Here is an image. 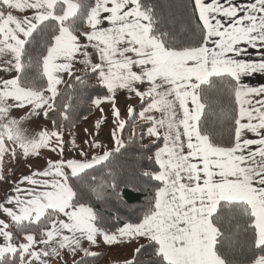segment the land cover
Instances as JSON below:
<instances>
[{"label":"snow or ice","instance_id":"6c2138e0","mask_svg":"<svg viewBox=\"0 0 264 264\" xmlns=\"http://www.w3.org/2000/svg\"><path fill=\"white\" fill-rule=\"evenodd\" d=\"M0 186V264H264V0H0Z\"/></svg>","mask_w":264,"mask_h":264},{"label":"rangeland","instance_id":"374dc122","mask_svg":"<svg viewBox=\"0 0 264 264\" xmlns=\"http://www.w3.org/2000/svg\"><path fill=\"white\" fill-rule=\"evenodd\" d=\"M123 98H120V103L123 102ZM107 105L105 106L106 108V111H107ZM100 114L98 112H93L92 115L89 116V120L86 122V123H81V125L79 126V128L76 129L77 132L80 133L81 136H83V132H82V129L85 128V127H90L91 124L93 123V121L99 116ZM26 171L24 165L22 164L18 169H17V174H19L20 172H24ZM4 187L6 186H3V189H2V192L0 193V195H3V192H4ZM103 247V246H101ZM97 251H100L101 248H98L96 249ZM104 252V251H103ZM105 253V252H104ZM120 252L116 253L117 255H119ZM115 255L114 253V256L113 254L110 256V258L105 257L104 261H103V264H113L119 260H121V258H119V256ZM126 256V255H125ZM102 260V259H101Z\"/></svg>","mask_w":264,"mask_h":264},{"label":"crops","instance_id":"0c3cea01","mask_svg":"<svg viewBox=\"0 0 264 264\" xmlns=\"http://www.w3.org/2000/svg\"><path fill=\"white\" fill-rule=\"evenodd\" d=\"M120 98H123L124 97H120ZM81 125V124H80ZM79 125V126H80ZM79 128V127H78ZM103 246V245H102ZM101 250L100 251H104L105 252V255L103 256L102 260L98 263V264H103V261L105 259V257L108 256V258H110V256L113 254L114 256V253L115 255H117L116 253L120 252L119 255V258H121V260L123 259V257H125V255L127 256L128 255V247H116V248H108L106 246H103V247H100Z\"/></svg>","mask_w":264,"mask_h":264},{"label":"trees","instance_id":"16d2710c","mask_svg":"<svg viewBox=\"0 0 264 264\" xmlns=\"http://www.w3.org/2000/svg\"><path fill=\"white\" fill-rule=\"evenodd\" d=\"M93 113H91V114H89V113H84V115H92ZM22 165V164H21ZM20 165V166H21ZM2 189H3V186H0V193L2 192ZM129 203L130 204H132V203H135V201H129ZM127 210L126 209H122L121 210V215H124L125 214V212H126ZM101 253H102V255L98 258V259H96V260H94V261H89V264H98L100 261H101V259L103 258V256L105 255V253L103 252V251H100ZM113 264H116V262L115 263H113Z\"/></svg>","mask_w":264,"mask_h":264}]
</instances>
